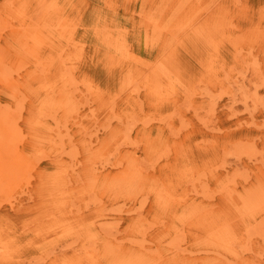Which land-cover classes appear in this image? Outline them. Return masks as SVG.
Here are the masks:
<instances>
[{
	"label": "rangeland",
	"instance_id": "rangeland-1",
	"mask_svg": "<svg viewBox=\"0 0 264 264\" xmlns=\"http://www.w3.org/2000/svg\"><path fill=\"white\" fill-rule=\"evenodd\" d=\"M0 18V264H264V0Z\"/></svg>",
	"mask_w": 264,
	"mask_h": 264
},
{
	"label": "bare ground",
	"instance_id": "bare-ground-1",
	"mask_svg": "<svg viewBox=\"0 0 264 264\" xmlns=\"http://www.w3.org/2000/svg\"><path fill=\"white\" fill-rule=\"evenodd\" d=\"M0 19H1V18H0ZM2 23H3V22H2ZM1 25H2V24H1ZM4 27H5V25H4ZM189 33H190V32H189ZM186 34H187V33H186ZM219 52H220V51H219ZM204 54H206V53H204ZM259 67H260V66H259ZM66 69H67V68H66ZM7 73H8V72H7ZM235 179H236V178H235ZM2 185H3V184H2ZM0 186H1V185H0ZM204 186H205V185H204ZM1 187H2V186H1ZM3 189H4V188H3ZM0 191H1V190H0ZM113 209H114V208H113ZM114 213H115V212H114ZM234 221H235V220H234ZM98 223H99V222H98ZM103 225H104V224H103ZM4 227H5V226H4ZM4 227H3V229H5ZM104 227H105V226H104ZM1 228H2V227H1ZM1 228H0V229H1ZM109 228H110V227H109ZM261 231H264V230H261ZM0 233H1V231H0ZM3 233H5V232H3ZM9 234H10V233H9ZM9 234H8V235H9ZM1 236H2V235H1ZM15 236H16V235H15ZM3 237H4V236H3ZM12 237H13V236H12ZM12 237H11V238H12ZM0 238H1V237H0ZM4 239H5V238H4ZM4 239H3V240H4ZM14 240H15V239H14ZM181 240H182V239H181ZM0 241H2V240H0ZM71 242H72V241H71ZM71 242H70V243H71ZM144 242H145V241H144ZM184 242H185V241H184ZM2 244H4V242H3ZM8 244H9V243H8ZM11 245H12V243H11ZM68 245H69V244H68ZM70 245H71V244H70ZM95 245H96V244H95ZM181 245H182V244H181ZM3 246H4V245H3ZM3 246H2V247H3ZM5 249H6V248H5ZM5 249H3V250H5ZM8 249H9V248H8ZM65 249H66V247H65ZM6 251H7V250H6ZM54 252H55V251H54ZM0 253H1V252H0ZM3 253H4V252H3ZM40 259H41V258H40Z\"/></svg>",
	"mask_w": 264,
	"mask_h": 264
}]
</instances>
